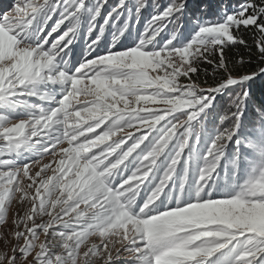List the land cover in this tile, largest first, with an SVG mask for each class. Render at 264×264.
Here are the masks:
<instances>
[{"label": "snow or ice", "instance_id": "6c2138e0", "mask_svg": "<svg viewBox=\"0 0 264 264\" xmlns=\"http://www.w3.org/2000/svg\"><path fill=\"white\" fill-rule=\"evenodd\" d=\"M0 264H264V0L0 12Z\"/></svg>", "mask_w": 264, "mask_h": 264}, {"label": "rangeland", "instance_id": "374dc122", "mask_svg": "<svg viewBox=\"0 0 264 264\" xmlns=\"http://www.w3.org/2000/svg\"><path fill=\"white\" fill-rule=\"evenodd\" d=\"M6 3V5L2 6L3 9L7 10L10 8V6L12 5L13 3V0H7V1H3Z\"/></svg>", "mask_w": 264, "mask_h": 264}, {"label": "trees", "instance_id": "16d2710c", "mask_svg": "<svg viewBox=\"0 0 264 264\" xmlns=\"http://www.w3.org/2000/svg\"><path fill=\"white\" fill-rule=\"evenodd\" d=\"M249 42H251V41H249ZM241 51L243 50V49H240ZM233 51L235 52V51H237V49H233ZM206 66V65H205ZM209 71H211V69L209 68ZM258 95H259V93H258Z\"/></svg>", "mask_w": 264, "mask_h": 264}]
</instances>
